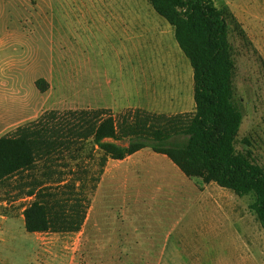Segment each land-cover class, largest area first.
<instances>
[{"label":"rangeland","instance_id":"374dc122","mask_svg":"<svg viewBox=\"0 0 264 264\" xmlns=\"http://www.w3.org/2000/svg\"><path fill=\"white\" fill-rule=\"evenodd\" d=\"M215 2L229 6L250 41L229 35L234 99L243 112L238 148L247 147V137L264 164V0ZM106 6L103 0H0V136L50 110L104 109L118 117L135 109L129 101L137 102L147 84L152 94L140 98L139 108L168 116L193 111V69L173 27L147 0H126L138 17L143 8L154 27L150 42L139 41V25L125 42L114 17L97 10ZM86 143L79 155L53 160V179L94 183L100 153ZM106 167L77 232L27 231L29 180L1 186L0 221L9 219L4 228L11 240L0 242V264H264V230L252 195L215 183L222 203H207L192 186L200 178H188L150 147L122 163L109 158Z\"/></svg>","mask_w":264,"mask_h":264},{"label":"trees","instance_id":"16d2710c","mask_svg":"<svg viewBox=\"0 0 264 264\" xmlns=\"http://www.w3.org/2000/svg\"><path fill=\"white\" fill-rule=\"evenodd\" d=\"M147 1L173 27L189 59L194 110L168 116L129 108L118 117L104 109L50 110L1 135L0 187L30 182L26 196L31 201L23 209L27 231H80L108 159L121 160L145 147L165 154L189 178L252 195L250 207L264 230V164L247 137V147L238 148L243 112L234 99L229 35L237 32L250 42L246 31L229 6H217L215 0ZM41 82L36 84L44 91ZM180 135L185 139L175 140ZM86 142L100 153L94 183L86 177L53 179V160L64 152L79 155Z\"/></svg>","mask_w":264,"mask_h":264},{"label":"crops","instance_id":"0c3cea01","mask_svg":"<svg viewBox=\"0 0 264 264\" xmlns=\"http://www.w3.org/2000/svg\"><path fill=\"white\" fill-rule=\"evenodd\" d=\"M103 1H106L107 2V6L104 7L103 10H99V9H97V10L100 11V12L103 11L104 15H108L110 17H114L115 21L118 22L120 24V26L122 27V29L124 30L125 42H127V36H128L129 30L131 31V26L136 28L138 25H139V29H142V30H139V41L140 42H143L147 38L146 40L148 42H150L149 29H153L154 24H153V21H151V20L148 19V17H145L144 12H143V8L139 7V17H138V11L137 10L131 11V10H129L126 7V0H124V2H123L124 3V6L121 5L122 4L121 3L122 0H119V4H120L119 7H112V2L111 1H113L115 3L116 0H103ZM101 15H103V14L101 13ZM129 16H131L132 18H129ZM105 22L111 24L112 21L111 20H107V21L105 20ZM173 31H174V29H173ZM141 45L144 46L143 43ZM144 89L146 90V92L144 91ZM144 89L141 92V95H140L141 97L140 98H142L145 94L148 95L149 93H151V92H149V89H151V86L149 84H147L146 87H144ZM140 98H139V100L137 102L129 101V103H131L130 105H134V106H136L135 108H139L141 106L139 104ZM146 148L147 147L142 148V149L138 150L137 152H135V153L127 156L124 159H121V160L114 159V160H116V162L122 163L125 160H128V158H130L132 156L139 155ZM163 155H165V154H163ZM110 159H112V158H110ZM108 161H109V159H108ZM109 172H110V168H108V167L104 168V172H103L102 179H104V177ZM215 183L216 182H214V181H211L209 183H203V181H201L200 183H197V184L195 183L196 185H192V186H194L195 188H197L199 190V192L201 194L198 197L199 199L202 196V198L205 199V201H207V203H210V201H211V202L216 203L217 205H219V203H222V202H219L218 201L219 199H221V196L218 195V194L219 193H222L221 190H223V189L217 187V185H215ZM136 203H138V202H136ZM1 220L2 221H0V242L1 243H4V245L6 246L7 244L9 245V242L11 240V236L5 230L4 224L9 219L7 220V217L4 216V215H2ZM35 233H37V232H35Z\"/></svg>","mask_w":264,"mask_h":264}]
</instances>
